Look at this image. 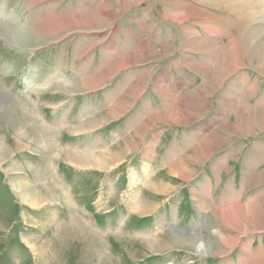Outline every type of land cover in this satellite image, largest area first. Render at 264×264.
I'll return each instance as SVG.
<instances>
[{
    "label": "rangeland",
    "instance_id": "374dc122",
    "mask_svg": "<svg viewBox=\"0 0 264 264\" xmlns=\"http://www.w3.org/2000/svg\"><path fill=\"white\" fill-rule=\"evenodd\" d=\"M64 21L0 36V264H264V2L0 0L12 32Z\"/></svg>",
    "mask_w": 264,
    "mask_h": 264
},
{
    "label": "bare ground",
    "instance_id": "6f19581e",
    "mask_svg": "<svg viewBox=\"0 0 264 264\" xmlns=\"http://www.w3.org/2000/svg\"><path fill=\"white\" fill-rule=\"evenodd\" d=\"M254 2H261L262 3V2H264V0H254ZM84 21H85V18H81V19H79V20L76 21V24H81ZM65 24H66V21L59 22V23H51V24L43 25L42 27H40V32L39 31L37 32L34 29L28 30V31L27 30L26 31H21V32H12L10 30L4 29L3 27H0V36L1 37H4V38H7L10 42H12L15 45H21L23 47H26L27 45H29L28 42H30L31 40H35L36 37H38L37 35L43 34V36H50V35L54 34L55 32H59L60 30L64 29L63 27L65 26ZM121 64L122 65H125L126 62H122ZM84 88L93 89L94 88V83H92L91 85H88V86L85 85ZM156 90H158V89H156ZM162 94L165 97V99H167V98L171 99V97L168 94H166L164 91L162 92ZM90 125H92V124H90ZM36 127H40L41 128V130L36 128L37 130H35V131H37L39 133V140L44 144L43 145L41 143L42 146H45V148L47 147V149H49L53 153H54V151L58 150V148L56 146L57 144L56 145L55 144L54 145L53 144H50V145L48 144V142L51 140V133H49L50 131L47 132L48 129H46L48 127L46 125H44L42 122H40V126L38 125ZM5 155H6V151L3 150V149H1L0 150V160H2V158ZM104 159H105V157H103V159L102 158L101 159H99V158H87V159H85V162L86 163L94 164V166H97V167H100V168L103 167V166L105 167L107 164L112 163V161L109 163V159L108 158L106 159V161H104ZM115 159H117V158H115ZM66 160L68 162H70L71 164H73L74 166H76V167H83V165H82L83 162L81 163V161L79 159L73 157L71 154H69L68 157H66ZM144 169H145V167H144ZM171 171H172V169H171ZM186 172H187V170H186ZM182 179H185V177H183ZM12 184H13L14 190L16 191V194L19 196L20 200L22 202H24L26 205L35 207V206H38V205L44 203V199L45 198L40 197V194L38 192H36L35 190H33L26 182H24V181H17L16 183H12ZM258 206L264 212V203H261V205H258ZM246 211H247L246 214L242 216L241 215L242 214V209L241 210L238 209V210H235V211L234 210H231L230 213H229V215H230L229 221L226 220V219H223L222 220V223L225 226V229L228 230L229 233L243 234L244 232L249 231L248 228H245L244 227L245 224H244L243 221H245V220H242V217L243 218L245 217L248 220V222L252 225V227L255 228V226H257V223H258L257 220H259V217L257 216L256 212L253 211L252 209L250 211H248V209H247ZM247 220L245 222H247ZM234 221L238 225H236V223L233 224ZM218 235H219V240H220V243L219 244L221 246H223L224 248L232 249L231 243H235L236 242V239H235L236 236L230 237V235L228 233H227V236L226 235H223V233L220 232L219 230H218ZM184 241L186 242V245L185 246L192 247L193 250L196 253L200 254V255H205V254H207V255H209V254L222 255L223 254V250H221V248L216 247V248L213 249L212 248V245H209L207 243L205 244L204 242H200L195 237L188 236V237H186L184 239ZM159 242H162V241H159ZM180 244H182V242ZM27 245L30 246L28 243H27ZM31 247L33 249L34 246H31Z\"/></svg>",
    "mask_w": 264,
    "mask_h": 264
}]
</instances>
